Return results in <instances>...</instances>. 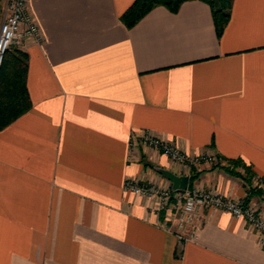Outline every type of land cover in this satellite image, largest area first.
<instances>
[{
    "label": "crops",
    "instance_id": "obj_1",
    "mask_svg": "<svg viewBox=\"0 0 264 264\" xmlns=\"http://www.w3.org/2000/svg\"><path fill=\"white\" fill-rule=\"evenodd\" d=\"M134 1L29 0L41 35L16 47L32 106L0 130V264H264L263 234L244 218L206 208L181 243L176 219L126 188L172 186L163 167L264 215L245 178V166L264 176V0H234L222 35L205 0L129 26ZM147 131L222 165L130 151Z\"/></svg>",
    "mask_w": 264,
    "mask_h": 264
},
{
    "label": "built area",
    "instance_id": "obj_2",
    "mask_svg": "<svg viewBox=\"0 0 264 264\" xmlns=\"http://www.w3.org/2000/svg\"><path fill=\"white\" fill-rule=\"evenodd\" d=\"M1 12L3 21L0 26V65L12 47H21L29 37L40 38L41 31L29 7V0H4ZM139 145L156 148L160 153L181 164H197L201 160L218 161L214 154L189 157L186 152L147 131L130 142V151ZM250 189L264 191V176L253 175ZM126 188L144 194L151 200L152 208L161 217L176 219L175 232L181 243L198 237L204 210L212 207L231 212L244 218L258 228L264 246V215L247 199H233L207 189L187 188L174 191L171 185L155 182L128 180Z\"/></svg>",
    "mask_w": 264,
    "mask_h": 264
},
{
    "label": "trees",
    "instance_id": "obj_3",
    "mask_svg": "<svg viewBox=\"0 0 264 264\" xmlns=\"http://www.w3.org/2000/svg\"><path fill=\"white\" fill-rule=\"evenodd\" d=\"M186 0H135L123 14V20L129 26L134 25L153 7L164 5L173 11L178 10ZM213 8L217 31L222 35L231 17L234 0H205ZM28 54L19 48L12 47L0 65V130L12 123L17 117L28 111L32 106L27 87ZM230 164L224 166L233 174H238L236 167L242 165L241 160H228ZM220 166V160L214 162ZM245 166V165H244ZM247 180H251L254 173L245 166ZM259 190H252L251 193Z\"/></svg>",
    "mask_w": 264,
    "mask_h": 264
},
{
    "label": "water",
    "instance_id": "obj_4",
    "mask_svg": "<svg viewBox=\"0 0 264 264\" xmlns=\"http://www.w3.org/2000/svg\"><path fill=\"white\" fill-rule=\"evenodd\" d=\"M160 173L165 175L172 182V189L174 191L185 190L188 188L190 176L187 174H177L167 168H157Z\"/></svg>",
    "mask_w": 264,
    "mask_h": 264
},
{
    "label": "rangeland",
    "instance_id": "obj_5",
    "mask_svg": "<svg viewBox=\"0 0 264 264\" xmlns=\"http://www.w3.org/2000/svg\"><path fill=\"white\" fill-rule=\"evenodd\" d=\"M15 47V46H14Z\"/></svg>",
    "mask_w": 264,
    "mask_h": 264
}]
</instances>
